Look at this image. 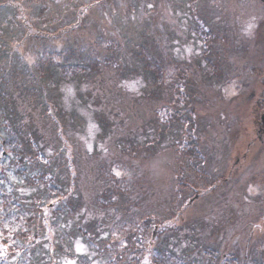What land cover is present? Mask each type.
Wrapping results in <instances>:
<instances>
[{
	"label": "trees",
	"instance_id": "16d2710c",
	"mask_svg": "<svg viewBox=\"0 0 264 264\" xmlns=\"http://www.w3.org/2000/svg\"><path fill=\"white\" fill-rule=\"evenodd\" d=\"M136 1L143 7L151 0ZM136 1L0 0V264H61L59 261L66 254L76 264H125L121 255L127 245L122 241L133 235L138 241L141 237L146 241L138 249L135 262L129 260V264H177L190 260L192 264H243L246 259L264 264V255H260L264 253V139L257 143L252 164L256 166L262 160V165L249 171L240 193L233 194L241 204L237 202L239 208L225 201L228 193H224L215 195L219 200L189 222H173L179 219L184 205L174 219L164 212H172L190 195L213 194L216 183L236 178L237 173L233 176V172L219 177L217 167H223L230 157L227 146L238 143L244 123H252L264 111V0H186L192 22L182 34L157 24L152 14L139 16L142 7L139 9ZM67 4H71L73 12L65 11ZM169 4L176 6L174 0H169ZM95 7L104 13L103 29L97 30L98 21L96 26L92 23L98 39L112 33L109 40H120L124 47L135 50L145 63L141 71L148 67L149 59L170 67L166 83H155L147 89L155 102L151 107L153 114L147 121L143 116L133 128L128 129L127 123L131 117L138 121L141 115L133 111L137 102L126 92L122 94L121 81L130 78L136 69L130 73L131 64L123 62L125 54L120 53L116 43L108 59L122 61L114 66L117 74L104 73L105 76L93 78L85 73L94 66L92 60L101 55L95 48L78 53L74 46L59 43L66 49L60 57L36 53L40 44L59 40V34L65 35L73 28L85 29L95 21L90 17ZM122 10L127 11L126 17L120 15ZM249 13L256 16L252 32L246 31L244 21ZM169 35L172 41L182 36H189V44L197 40L198 52L189 61L168 59L165 51L171 44L166 46L165 38ZM24 46L28 47L22 50ZM70 48L73 50L67 55ZM150 71L156 78V69ZM52 72L64 81H89L84 104L89 101L93 114L95 107L102 111L96 117L99 126L111 118L107 121L111 138L104 136L106 152L99 148L90 151L76 136L75 129L70 128L74 134L71 135L66 128L68 143L75 149L73 153L69 151L62 139L64 125L59 111L49 100L40 101L38 92L48 87L50 80L59 84ZM188 81L202 82L204 89L195 90L196 101L207 106L213 100L214 107L208 112L200 108L199 115L187 127L195 138L190 144L196 148L177 155L173 146H155L147 141L156 133L160 101L171 93L182 92L181 85L188 91ZM249 91L255 92L253 99H239ZM119 93L116 109L115 95ZM121 97L128 104L122 105ZM113 108L115 113L110 112ZM197 135H201L199 140ZM199 157L203 160L197 162ZM178 158H184L188 167L197 162L187 176L181 174ZM247 159L251 156H243L240 163ZM126 166L128 174L123 171ZM175 166L180 168L175 170ZM113 169L122 175L116 177ZM209 170L217 180H207L205 174ZM181 186L190 189L188 193L183 194ZM229 186L219 192L228 191ZM148 196L161 209H143V197ZM246 197L253 200L255 209L244 206ZM157 212L165 217L153 225L149 220ZM136 218L143 221L135 225ZM146 220L148 225L143 223ZM48 232H53L54 237ZM78 240L84 245L82 252L72 248ZM137 244L140 245L136 242L128 249Z\"/></svg>",
	"mask_w": 264,
	"mask_h": 264
},
{
	"label": "rangeland",
	"instance_id": "374dc122",
	"mask_svg": "<svg viewBox=\"0 0 264 264\" xmlns=\"http://www.w3.org/2000/svg\"><path fill=\"white\" fill-rule=\"evenodd\" d=\"M60 1L61 0H58V2ZM174 2H176V6L175 4L174 5L169 4V0H151L146 3V6L144 5L142 7V5H140V3L136 1L138 8L140 9V7H142L138 15L139 16L149 15L150 16L152 14V16L154 17L153 19L156 20L157 24L159 25L161 24L162 26L170 28L173 33L182 34L184 31H187L190 23L192 22V17H188L190 14L188 10L189 2L187 3L186 0H174ZM150 4L153 5V7L149 8L148 5ZM65 11L73 12L71 4H67L65 6ZM175 13H177V15ZM102 14H104L102 12V9L95 7L92 14L90 15V17L95 21H92L85 29L83 27H79L74 30L73 28L72 30L68 31L65 35L59 34V36H57V38L61 37L59 40L57 41L55 40L54 42L53 41L48 42L46 44H40L38 46V51L36 53L40 56L49 54V55H55L57 57H60L62 56L61 55L62 53L66 52V49H63L62 47L64 46H60L59 43L65 44V45L70 44L74 46L75 51L78 53L79 52L86 53L95 48L97 51L101 53V55L98 58H95L92 60V64L94 66L90 67L89 68L90 70L87 69L88 71H86L85 73L87 77L89 76L93 78V76L94 77H98L102 75L105 76V74L108 75V73L117 74V71L115 70L114 66L118 65L122 61L118 58L115 62H112V60L108 59L112 54L111 52L113 51L112 48L115 47L113 44L116 43L121 48L120 53L125 54V61L123 62H125V64L126 62H128L129 65L131 64V69H129L130 73L134 70V68L136 69L135 73H132L130 78H124L121 81V85L123 87L122 94L126 92L129 98H133L137 102L135 103L137 106L133 109V111L139 114V116L141 115L138 121H136V119L134 120V118L131 117V122L127 123L128 129L130 127L133 128L136 125L137 126L139 125V122L143 120L142 118L143 116H146V121H147L148 120L147 117L153 114L151 107L154 106L155 102L154 101L152 102V100L154 99L153 94L151 92H147V89L151 87V85H155V83H157V85L166 83L167 82L166 73L170 70V67L167 65L161 64V62L157 64V61L149 59L148 67H146L144 71H141L144 68L145 63L139 54H136L133 52L135 50H131V48L129 47H124L120 40L119 41L109 40L110 39L109 37L112 35V33H110V35L109 33H107L106 35L102 37V39H98L99 37L96 36L97 30L99 31L100 29H103L102 27L104 26V25H101V23L103 22ZM120 15L123 17H126L127 11H123V10L120 11ZM255 19H256V16L252 13H249L246 15V18L244 20L247 29H248L249 24L252 25V28L248 30L250 32H252V30L256 26ZM105 20L110 23L109 19H105ZM97 21H98L97 23L98 26L96 27L97 28L96 30L94 25L96 26ZM80 22H84V21L80 19ZM92 23H94V25ZM163 23H165V25H163ZM79 34L82 37L80 39H78ZM187 37L189 36H186V37L182 36L178 38L175 37L176 40H173V41L171 40L170 35L167 38H165V40L166 39L167 40H166V44L165 42L164 44L166 46L171 44L170 48L169 49L167 48L168 50L165 51L169 55L168 59L171 58L173 60L175 58L174 60H177V61H189L191 57L193 56V54L195 55V53L198 52L199 44L197 40H195V43H197L198 46L195 43L189 44L186 39ZM193 38L194 37L192 38L190 37L189 39L193 40ZM79 43L83 46L79 45ZM27 47L28 46H24L21 49L25 50ZM188 49H191V54L188 52ZM72 50H73L72 48L68 49L67 55H69L72 52ZM95 53L96 52H94V55ZM132 59L140 63L141 66L133 64ZM168 65H170V63ZM153 69H156V74H157L156 78L152 76V73L150 71ZM52 75L59 84H55L54 82L50 80V83L48 85V87L50 86L49 88L46 87L43 91H38L40 93V101L43 99L44 100L47 99L51 103L55 104L53 105L59 111L60 113L59 115L62 117L61 122L64 125L62 129V139L64 140L69 151H72L73 153L75 149L68 143V140L65 135L66 128L67 129L69 128L68 132H70L71 135H74V134L71 132L70 128L75 129V131H77V133H75L76 136L79 139H81L83 143L87 145L90 151L96 148L101 149L100 147L101 145L104 147L105 146L104 136L107 135V139L111 138V132H109V125H107V121L110 122L111 118L107 117V121L103 120L101 122L102 126L100 125L101 126L100 128L99 121L97 120L96 117H99L98 115L100 112L102 113V111H100L98 107H95V114H93V109L91 108L89 101L87 104H84V99L87 95V87H88L87 85L89 81L82 82V80H78V79H74V80L69 79L68 81H64V79L61 78L57 73L52 72ZM92 83L93 82L91 81V89L93 88ZM186 84L188 87V91L185 92L184 91L185 86L181 85L182 92L176 91L174 93H171L170 96L167 97L165 100L160 101V108L158 110L160 113V120L158 121L159 123L156 124L154 128L156 129V133L152 135V133L150 132L149 138L151 137V135H152V138L147 141V142L154 144L155 146H158V145L173 146L176 150L177 155H179V153L182 155L188 154L190 152L188 148L190 147L196 148L194 145L190 144V142L194 141L195 138L193 140L192 138L193 133L191 131H187L188 130L187 127L189 126V124H191L194 121L200 108L203 112H205L204 110L208 112V111H212L214 107L213 100H211L212 103H210L207 106L204 105V103H201L202 105L200 103L198 104V102L196 101L197 98L195 97V93H196L195 90L197 89V91H202L204 89V85L202 82L197 81V84H191L190 81H188L186 82ZM59 85H62V86L59 87ZM91 93H93L92 90H91ZM119 96H120V93L115 95V101H114L115 106L114 107L116 109L119 106L118 105ZM121 99H122V105L123 103L128 104L126 100H124L123 102V99H124L123 97H121ZM156 105L158 104L156 103ZM115 108H113L110 112L115 113L116 112ZM144 108L146 110L143 111L142 109ZM230 108L232 109V103L230 105ZM202 111L200 112L201 116L203 115ZM154 115H156L155 112H154ZM249 121L244 123L243 128H242V134L240 135L239 138H237V141H239L241 145H245L248 143V138L246 137L252 131V123H250ZM234 135L235 134L233 135L231 134L229 136L234 137ZM200 138H201V135L199 136L197 135V140H199ZM78 141L81 142L80 140ZM160 147H157L156 149L158 150ZM197 152H198V155H200L199 150H197ZM115 153L119 155L118 150H115ZM135 156H137L138 158L140 157L139 154L137 153H135ZM249 156H251V159H247L246 162L244 163L241 162L239 164H236L235 167L233 165H230L231 160L226 158L227 160L224 161L223 164L225 165L223 167H222V164H220L218 167L216 166L217 171H218V176L219 177L222 176L223 178L224 176H227V173L232 169L233 176L235 173H237L235 180L231 181L232 180L231 179L230 180L231 182L228 181L225 183H221V182L216 183L217 186L213 189L216 191H213V194H210V195L206 194L204 196L201 195L200 197L196 199H194L195 195H190L189 199H185L183 202L181 201L179 202V204L174 206L175 210L172 211L173 214L171 211L164 210L166 216L172 217L174 219L176 217L177 211L181 208L182 205H184L179 215V219L178 220L175 219V221L173 222H176L177 224H180L183 221L189 222L191 218H194L200 215L201 213L205 212L207 207L209 208V205L219 200L215 197V195L219 196V194H224V193H228V197H225L226 198L225 201H228L230 204L233 202L234 207L239 208L238 203L240 204V202L238 199L236 200L234 195L236 196L238 195V192L240 193V187L243 185L244 179L247 177V173L253 170L254 168L255 170H257L258 167L262 165V160H260L259 162H257L256 166H253L252 164L255 161L253 159L255 158L254 153L253 152L249 153L247 157ZM138 158L135 157L134 160L137 161ZM177 160L182 165L181 169L183 170V173L181 174L187 176L189 172L193 171V167L196 165V163L199 161H202L203 159L202 157H199V160L197 159L198 161L194 163L193 165H190L189 167H188V164H186L187 161L184 158H180V159L178 158ZM159 165L163 166L162 163H159ZM161 168H165V167H161ZM179 168L180 166H175V170H178ZM128 169L129 168L126 166L123 171L126 174H128ZM209 171H208V174H205V177L208 178L207 180L210 181V180L216 179L212 175V172L211 171L209 172ZM195 172L196 171H194V173ZM181 174H179V179L181 178ZM226 185H230L229 190L223 193L219 192L220 190L224 191ZM196 186L198 187V185ZM253 186L258 187L257 184H253ZM182 188L183 186H181L180 189ZM200 189H202L201 186H199V190ZM189 190L190 189L188 190L182 189V193L186 194L188 193ZM261 195H262V198H261V202H262V199L264 200V197L262 193ZM150 197L151 196L143 197V201H144L143 209H156V210L159 209L160 208L159 204L157 202L156 203L151 202ZM157 199L161 202V197L159 195ZM244 202H245L244 206L246 208L250 210L255 209L256 204H253V200L251 198H248V197L244 198ZM247 203H252L253 206ZM222 204L223 203H220V205ZM220 208L222 210V206H220ZM151 216L152 218L149 221L153 225L160 222L165 217L162 212L153 213L151 214ZM142 221L143 219L138 220V218H136L133 222L135 223V225H139ZM146 222L147 220L144 221L143 223H146ZM147 225H148V222H147ZM128 226L129 225H126V227ZM47 234L50 237H54L53 232H48ZM138 235L139 234H137V236ZM129 237L128 239H124L122 241L123 243L127 245V249L125 250L124 254L121 255V259L124 261L125 264H129V260L131 263L135 262L136 254L138 255L140 253L138 249L141 248V245H145V241H146L144 237H141L139 241L135 235L129 236ZM136 242H139L140 245L138 246L137 244L135 248L128 249V247H130L131 244H134ZM72 248L74 251H78V249H80L79 251L82 252L84 245L80 240H78V241L73 242ZM133 250H136V253H132ZM260 255H264V253ZM164 258L165 257L163 256L161 259H164ZM258 259H261V257ZM69 261H73L74 264H76V260L72 257H69L68 254L63 255V257L61 258L59 262H61V264H67V262ZM242 262L243 264H253L252 261H248L247 259L243 260ZM192 263L193 262L190 260V261H186L185 263H177V264H192ZM143 264H147V263L143 261Z\"/></svg>",
	"mask_w": 264,
	"mask_h": 264
},
{
	"label": "flooded vegetation",
	"instance_id": "af4514ba",
	"mask_svg": "<svg viewBox=\"0 0 264 264\" xmlns=\"http://www.w3.org/2000/svg\"><path fill=\"white\" fill-rule=\"evenodd\" d=\"M255 92L249 91L246 95H243V97H239V99H243L244 101H249L253 99ZM264 114V111H262L259 116H255L253 122H252V131L249 133V144L262 141L264 139V119L262 121V115ZM240 157V156H239Z\"/></svg>",
	"mask_w": 264,
	"mask_h": 264
},
{
	"label": "snow or ice",
	"instance_id": "6c2138e0",
	"mask_svg": "<svg viewBox=\"0 0 264 264\" xmlns=\"http://www.w3.org/2000/svg\"><path fill=\"white\" fill-rule=\"evenodd\" d=\"M148 7L149 8H151V7H153V5H148ZM252 28V25L251 24H249L248 25V29H246V31L247 30H250ZM188 52L191 54V49H188ZM198 54V53H197ZM91 147V146H90ZM101 147V151H107L102 145L100 146ZM113 172H114V175L116 176V177H120L121 175H122V173L119 171V170H116V169H113ZM249 191H251V189H249ZM80 249H78V251H79ZM67 264H74V262L73 261H69V262H67Z\"/></svg>",
	"mask_w": 264,
	"mask_h": 264
}]
</instances>
